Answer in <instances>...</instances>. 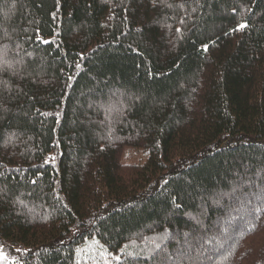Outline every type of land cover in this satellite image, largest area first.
<instances>
[{
    "label": "trees",
    "instance_id": "16d2710c",
    "mask_svg": "<svg viewBox=\"0 0 264 264\" xmlns=\"http://www.w3.org/2000/svg\"><path fill=\"white\" fill-rule=\"evenodd\" d=\"M0 242L264 264V0H0Z\"/></svg>",
    "mask_w": 264,
    "mask_h": 264
},
{
    "label": "rangeland",
    "instance_id": "374dc122",
    "mask_svg": "<svg viewBox=\"0 0 264 264\" xmlns=\"http://www.w3.org/2000/svg\"><path fill=\"white\" fill-rule=\"evenodd\" d=\"M132 160L143 158L139 152L130 154ZM29 250L24 247H14L0 242V264H24Z\"/></svg>",
    "mask_w": 264,
    "mask_h": 264
},
{
    "label": "snow or ice",
    "instance_id": "6c2138e0",
    "mask_svg": "<svg viewBox=\"0 0 264 264\" xmlns=\"http://www.w3.org/2000/svg\"><path fill=\"white\" fill-rule=\"evenodd\" d=\"M245 27H247V25H245V24H241V25H239V29H243V28H245ZM177 207H179V205H177ZM256 211L257 212H259V211H261L260 209H256ZM259 217H257V219H258Z\"/></svg>",
    "mask_w": 264,
    "mask_h": 264
}]
</instances>
